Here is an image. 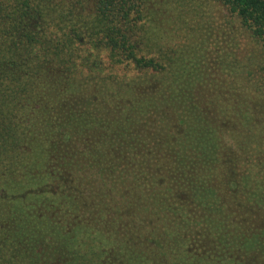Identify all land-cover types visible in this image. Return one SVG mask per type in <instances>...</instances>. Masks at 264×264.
Returning a JSON list of instances; mask_svg holds the SVG:
<instances>
[{"label":"trees","instance_id":"16d2710c","mask_svg":"<svg viewBox=\"0 0 264 264\" xmlns=\"http://www.w3.org/2000/svg\"><path fill=\"white\" fill-rule=\"evenodd\" d=\"M0 264H264V0H0Z\"/></svg>","mask_w":264,"mask_h":264},{"label":"rangeland","instance_id":"374dc122","mask_svg":"<svg viewBox=\"0 0 264 264\" xmlns=\"http://www.w3.org/2000/svg\"><path fill=\"white\" fill-rule=\"evenodd\" d=\"M217 11H220V8H217ZM229 15V12H225V18H227V16ZM190 17L192 18H186L185 20V17H183V22L181 23V26L186 28V29H189L190 30H193V29H197V26H198V23H199V16L196 15L194 18L192 17V14L190 15ZM188 21V22H187Z\"/></svg>","mask_w":264,"mask_h":264}]
</instances>
